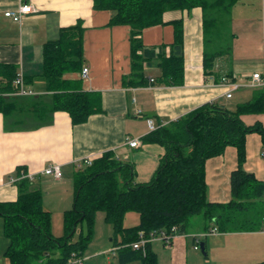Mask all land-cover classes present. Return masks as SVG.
I'll use <instances>...</instances> for the list:
<instances>
[{
    "label": "crops",
    "instance_id": "crops-1",
    "mask_svg": "<svg viewBox=\"0 0 264 264\" xmlns=\"http://www.w3.org/2000/svg\"><path fill=\"white\" fill-rule=\"evenodd\" d=\"M30 1L34 10L16 21L5 12L19 8L21 0H0V92L17 73L22 74L26 86L36 92L34 96L49 94L43 76L45 43L57 39L62 27L82 20L84 66L89 69L85 78L80 73L82 85L85 90L102 94L103 111L77 124L66 111L54 112L53 120L47 124L30 117L27 111L21 116H27L26 122L16 125L12 123L13 116L0 112V202L17 200L19 187L12 178H19L22 172L33 174L30 186L42 189L44 207L51 212L53 229L59 233V220L73 205L65 187L79 168L78 162L112 151L118 160L134 165L137 182H147L165 153L163 145L146 140L151 132L149 119L157 127L166 125L212 102L235 110L239 103L250 100L257 88L249 82L252 74L264 65V0H239L233 7L232 52L219 57L210 74L204 68V34L199 7L165 12L164 23L144 29L140 37L142 46L134 58L130 26L112 24V12L95 9L93 0ZM177 19H183L184 25V83L170 85L163 78L160 60L162 53L167 56L171 53L175 39L173 21ZM146 50H153L154 54L146 55ZM135 62L140 67L135 66ZM142 75L146 81L142 82ZM224 77L241 84L230 98L226 96ZM4 95L28 97L14 92ZM241 117L248 125L264 122V113H246ZM129 138H138L140 146L132 147ZM263 151V134L248 133L244 168L264 181ZM52 164L61 166L60 178L43 172ZM237 166L238 150L232 145L207 159L210 201L228 202L232 198L231 172ZM54 186L62 192L55 194L60 196V204L55 209L50 207L47 196ZM72 189L74 200V187ZM201 217L199 222H189L187 232L175 235L169 244L160 239L152 241L159 264L264 263V226L255 231L223 232L213 230L215 226ZM138 221L137 215L132 216L127 225ZM4 222L5 217L0 214V264H10L5 256L9 239L4 232ZM106 232L108 239L89 247L82 255L85 264H142L139 258L121 260L122 253L114 244L111 224ZM201 242L205 252L195 247Z\"/></svg>",
    "mask_w": 264,
    "mask_h": 264
},
{
    "label": "trees",
    "instance_id": "trees-1",
    "mask_svg": "<svg viewBox=\"0 0 264 264\" xmlns=\"http://www.w3.org/2000/svg\"><path fill=\"white\" fill-rule=\"evenodd\" d=\"M239 0H93L95 9L112 12V24L130 26L134 58L145 28L164 23L169 10L202 11L204 68L214 72L216 60L230 55L234 33L233 7ZM175 39L169 56L161 55L163 78L167 84L184 83L183 19L173 21ZM84 32L82 20L62 27L57 39L44 46L45 96L26 95L11 98L17 73L1 87L0 112L14 117L13 125L24 124L25 112L41 124L50 123L56 111H66L73 123L85 122L90 115L103 111L102 94L85 90L80 73L84 67ZM154 54L146 50L145 54ZM135 66L138 63L135 62ZM142 82L146 81L142 75ZM19 96V95H18ZM246 113H264V88L257 87L253 97L231 110L216 102L206 103L188 114L160 125L146 140L165 147L160 165L147 182L135 180V167L118 160L112 151L103 153L89 166L73 174L74 200L64 212V233L52 231V215L43 204L41 188H31L28 177L17 179L19 196L15 201L0 202L5 217L4 232L9 239L5 256L10 264H68L73 255L82 256L94 234L96 213L104 211L113 227V240L122 253L121 260L139 258L142 264H159L152 242L133 248L144 230L186 233L190 218L202 215L219 231H255L264 226V181L244 168L246 138L258 131L264 136V122L248 125ZM238 150V166L231 172L232 198L214 202L207 197V159L224 152L227 146ZM129 212L139 218L127 225ZM88 223L89 232L80 240L73 235L80 222ZM176 227V230L173 228ZM264 264V263H258Z\"/></svg>",
    "mask_w": 264,
    "mask_h": 264
},
{
    "label": "built area",
    "instance_id": "built-area-1",
    "mask_svg": "<svg viewBox=\"0 0 264 264\" xmlns=\"http://www.w3.org/2000/svg\"><path fill=\"white\" fill-rule=\"evenodd\" d=\"M33 6L31 4L30 0H21V4L19 8L17 9H10L5 12V15L12 17L16 21H21L23 18V15L29 12H32ZM88 67L84 66L82 71H81V77L85 78L88 75ZM151 80H154L151 78ZM222 82L226 85L227 87V92L226 96L228 98L233 96V92L240 87V83L234 80H230L227 77H224L222 79ZM14 85L16 86V91L14 94L17 95H35L36 92L33 89H30L26 86V82L24 79V76L22 74H17V77L14 79ZM250 86L253 87H262L264 88V65L260 70L255 71L252 76H251V81L249 82ZM149 127L151 130H154L157 126L154 123L152 119H149ZM129 144L132 147H138L140 146V140L138 138H129ZM264 155V151H263ZM93 158H86L83 161L78 162L79 167H84V166H89L93 163ZM43 172L48 175H52L56 178H60L62 176V169L59 164H52L47 166ZM22 177H28L31 180L34 178L33 174H27L25 172H22L19 178ZM19 178H12V181H16ZM173 230H176V227L173 228ZM213 230H217L216 227H214ZM140 238L139 240L135 241L132 243L133 248H143L147 243L152 242L153 240L160 239L166 244H169L175 234L173 233H168L165 230H157L154 229L152 230L149 234L146 233L144 230H141L139 232ZM196 248H199V244L197 243L195 245ZM68 264H85V260L83 256L80 255H73Z\"/></svg>",
    "mask_w": 264,
    "mask_h": 264
},
{
    "label": "rangeland",
    "instance_id": "rangeland-1",
    "mask_svg": "<svg viewBox=\"0 0 264 264\" xmlns=\"http://www.w3.org/2000/svg\"><path fill=\"white\" fill-rule=\"evenodd\" d=\"M72 187H73V179L71 181H68V185H66V187H65V188L68 189V193L70 194L69 199H72L71 205L73 203V189H72ZM57 188H59V187L58 186H54L53 189L50 191V193L47 194L49 205H50V207H53V209L57 208V205L60 204V196L59 195H55V194L62 193V192H60ZM136 215L137 214L135 212H129L127 214L126 224L127 223L128 224L131 223L132 216H136ZM201 218H202L201 215H195V216L190 218L189 222H191V223L199 222V220H201ZM59 223H61L60 224L61 225L60 226L61 227V233H59V231L57 232V230H54L53 226H52V230H53L54 233H56V235H58V236L60 235L61 236L64 233V215L59 220ZM109 224L110 223H108L106 221V219H105L104 211L99 210L96 213V217H95L94 234H93V237H92L91 241L88 244L87 249L89 247L94 246L95 244H98L100 242H104L106 239H108V236L106 235V233H107L106 230H107ZM88 232H89L88 223L86 221L80 222L78 224L76 230H75L74 235H73V240H80L82 238V236H86L88 234Z\"/></svg>",
    "mask_w": 264,
    "mask_h": 264
},
{
    "label": "water",
    "instance_id": "water-1",
    "mask_svg": "<svg viewBox=\"0 0 264 264\" xmlns=\"http://www.w3.org/2000/svg\"><path fill=\"white\" fill-rule=\"evenodd\" d=\"M200 249H201L203 252H205V246H204V243H203V242H201V244H200Z\"/></svg>",
    "mask_w": 264,
    "mask_h": 264
}]
</instances>
